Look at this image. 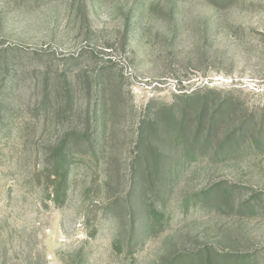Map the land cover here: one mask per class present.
Instances as JSON below:
<instances>
[{
    "label": "rangeland",
    "instance_id": "1",
    "mask_svg": "<svg viewBox=\"0 0 264 264\" xmlns=\"http://www.w3.org/2000/svg\"><path fill=\"white\" fill-rule=\"evenodd\" d=\"M215 4L0 0V264H161L204 247L264 264V144L197 159L161 189L165 221L139 226L142 120L197 93L211 111L226 102L229 128L250 122V142L264 129V0H233L218 23ZM65 135L73 164L58 201L47 160ZM218 182L236 188L232 205L183 204ZM255 199V213L239 212Z\"/></svg>",
    "mask_w": 264,
    "mask_h": 264
},
{
    "label": "trees",
    "instance_id": "2",
    "mask_svg": "<svg viewBox=\"0 0 264 264\" xmlns=\"http://www.w3.org/2000/svg\"><path fill=\"white\" fill-rule=\"evenodd\" d=\"M215 3L214 12L218 18L215 23H218L221 9L231 5L233 0H215ZM63 93L67 108L73 94L68 90H63ZM177 96L182 99L181 103L162 109L150 123L144 119L139 124V136L135 143L138 159L135 173L138 174L139 180L135 183V194L138 201L143 202L144 199L148 201L147 214L139 226L142 222L148 223L149 220L158 225L165 221V199H161V189L171 184L197 159L211 157L214 160H225L229 156L237 155L240 150L261 147L264 144L263 128L258 130L256 138L250 142L249 132L252 128L250 122H241V125L235 128L228 127L231 114L226 102L211 111L206 96L197 93ZM98 105L94 111L96 115L94 131L99 133L104 128L110 110L106 97ZM72 149L69 148L68 137L65 135L51 150L47 160L46 190L49 197L53 196L58 201H63L66 197L69 172L73 164ZM175 152L181 153L184 158L182 159V156L176 158ZM166 166L169 171L163 173ZM152 188L153 192L150 193ZM234 189L236 188L227 182H218L186 197L183 204L189 207L190 201L195 200V204L198 201L202 207L222 209L232 205ZM256 203V199L254 202L241 203L239 212H249L252 215L256 212ZM251 262V259L241 254L219 253L212 247H204L194 251L178 250L165 258L161 264H251Z\"/></svg>",
    "mask_w": 264,
    "mask_h": 264
}]
</instances>
